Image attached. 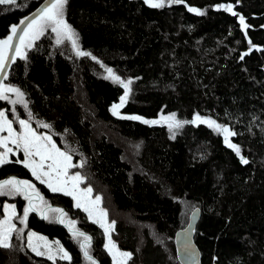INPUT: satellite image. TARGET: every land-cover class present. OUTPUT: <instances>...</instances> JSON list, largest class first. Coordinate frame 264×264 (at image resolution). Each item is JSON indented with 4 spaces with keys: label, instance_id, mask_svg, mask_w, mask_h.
Here are the masks:
<instances>
[{
    "label": "trees",
    "instance_id": "trees-1",
    "mask_svg": "<svg viewBox=\"0 0 264 264\" xmlns=\"http://www.w3.org/2000/svg\"><path fill=\"white\" fill-rule=\"evenodd\" d=\"M42 1L0 5V39ZM221 4H232L245 17L247 36L238 16L218 10ZM64 18L79 49L91 55L77 56L68 40L58 45L47 29L26 49V59H15L4 81L24 93L27 109L10 103L17 97L9 93L0 110L15 128L18 119L27 120L71 155L73 165L83 164L70 173H79L82 186L101 197L107 222H115L113 243L131 254L125 264H181L175 235L185 230L194 209L199 213L191 240L200 264H264V0L170 6L165 0L161 8L143 0H67ZM248 40L255 47L241 60ZM107 68L132 80L120 115L213 119L236 133L229 141L249 163H241L214 127L188 123L171 139L157 123L114 116L110 108L124 89L104 78ZM12 177L35 185L47 218L30 212L25 227L18 219L23 200L0 196V216L2 202L14 203L22 229L20 238L12 234L11 247L0 248V264H91L80 247L83 238L73 236L68 221L91 238L87 251L96 264H112L102 229L69 197L35 182L15 161L0 166V180ZM29 231L57 241L71 259L35 255L26 246Z\"/></svg>",
    "mask_w": 264,
    "mask_h": 264
},
{
    "label": "snow or ice",
    "instance_id": "snow-or-ice-1",
    "mask_svg": "<svg viewBox=\"0 0 264 264\" xmlns=\"http://www.w3.org/2000/svg\"><path fill=\"white\" fill-rule=\"evenodd\" d=\"M239 2V0H237ZM17 0H0V5H15ZM144 3L151 8H161L165 6V0H144ZM168 5L171 4H180L185 3V0H167ZM67 0H52V2L45 7L38 14H34L33 18L29 19L26 26L19 28L18 26L11 27V34L6 39H0V100H9V93L15 94L17 100H11L10 103L13 105L17 103H22L23 106L27 109V104L23 101L24 93L21 92L19 88L5 85L3 80L7 79V74L5 72L6 65L9 63L8 53L13 50V40H18L19 43L15 45L14 55L11 57V61L14 62L17 57L20 59H26V49L30 48L32 44L40 36L44 35L47 29H51V32L56 35V43L59 45L68 40L71 42L75 54L77 56H89L91 55L88 52L81 51L77 45V40L75 38L76 34L67 24L64 18L65 6ZM187 6V5H186ZM218 10L223 9L231 13L233 16H238L239 23L242 27V30L245 31L247 36V28L249 25L245 21L243 15L238 14L234 11L232 4H221L217 6ZM190 12H194L198 15H203L204 12L200 9L194 7H188ZM21 25H25V21L21 20ZM250 45L249 51H245L241 54L240 59L243 60L245 56L250 54V51L254 45H252L251 40H248ZM261 50V49H258ZM95 59V57H93ZM108 75L104 77L105 79H112L114 83L121 85L124 89L123 95L120 97V103L114 104L112 106L113 115L119 116L121 119H133V120H142L140 116H122L119 113V108H121L124 103L127 101V98L131 92L130 85L132 80L125 82L120 78V76L115 75L111 68L106 69ZM13 113L15 109L13 108ZM29 119L32 118L31 112L28 113ZM165 121L169 122L168 127L171 130L172 128H180L185 123H204L209 127H214L215 130L224 134V141L228 147L232 148L236 155L240 157L241 163L248 164L249 161L244 156L241 155V149L238 145L231 143L229 141L230 136L236 135L235 132L231 131L228 127L218 124L215 120L209 118H203L199 114H196L192 121H180L176 119V115L173 113L169 116L162 117ZM145 124H156V120H142ZM20 130L17 132L13 128V121L8 118V115L5 111H0V133L7 132V136L0 135V166L12 163L13 161L8 159V154L13 152V148L9 147V144L14 145L16 150L23 151V160H16V163H21L25 168H28L33 177L40 181L41 184L47 185V187L53 192H63L65 195H71L76 201V207L81 208L88 213L89 218L93 217L92 210L87 206V203H82V197L87 198L92 193V188L88 187L80 192V195H77L78 184L83 182V178L79 173H76L72 176H68V169L70 167L80 165H72L71 155L66 152L61 151L56 144L52 141L51 136H40L37 135L36 131L31 127L29 122L24 119H18ZM42 127H50L47 124H42ZM39 157V161L35 157ZM45 161H51V163L45 164ZM15 195H23L24 199L28 201V206L24 208L22 217H19V223L27 227V219L30 212H40L42 218H47L43 215V212L39 208V203L34 202H43V197L37 191L35 185L28 180L17 179L12 177L10 179L0 180V196H10L14 197ZM101 201L100 196H96L94 201L90 203L99 204ZM4 218L0 219V248H9L11 247V238L12 234L16 233L17 238H20L22 235V229L17 228L16 223L13 221L17 219L16 206L14 204H4ZM55 212H58L63 217L66 215L61 209H54ZM101 214L106 216L107 213L101 210ZM60 222H63L61 220ZM93 222H99L94 220ZM115 222L113 221L109 228L114 227ZM69 230L73 232L74 237H82L83 242L80 244L81 249L84 251L85 257L91 262V264H96L95 260L89 255L87 249L90 246L91 238L85 235L83 232L75 230V224L73 221H68ZM101 227H105L101 223ZM109 228H105L106 235L108 234ZM38 240H44L43 237H37L36 233H28V246L33 252L38 256L47 255L49 260H55V254L52 253L51 247L48 246L46 251H41L38 245H33V238ZM109 253L113 255L114 264H121V261L117 258V254L113 252L115 249V244L112 243L109 236V242L105 245ZM57 254H62L63 259L70 260L68 252L63 248L58 249ZM119 257L125 259H130L131 254L127 252H118Z\"/></svg>",
    "mask_w": 264,
    "mask_h": 264
},
{
    "label": "rangeland",
    "instance_id": "rangeland-1",
    "mask_svg": "<svg viewBox=\"0 0 264 264\" xmlns=\"http://www.w3.org/2000/svg\"><path fill=\"white\" fill-rule=\"evenodd\" d=\"M143 1H144V0H143ZM187 9H188V7H187ZM192 13H194V12H192ZM55 36H56V35H55ZM107 75H108V73H106V76H107ZM109 79H110V78H109ZM110 80H112V79H110ZM119 103H120V100H119V102H118L117 104H119ZM112 106H113V105H112ZM112 106H111V108H110V111H111V113L113 114V112H112ZM122 107H123V106H122ZM122 107H121V108H122ZM121 108H119V110H118L119 113H120ZM0 111H4V110H0ZM169 115H171V114H162V113H159L158 116H157V118H155L154 120L158 121V123H157L158 125H160V126H164V127L166 128V130L168 131V136H169V138L173 139L177 134H179V133L181 132L182 128H183L185 125H187L188 123L183 124V126L180 127V128H172V129L170 130L169 127H168V123H169V122H167V121H165L164 119H162V117H166V116H169ZM114 116H117V115H114ZM176 119H177V117H176ZM177 120H179V119H177ZM180 121H181V120H180ZM197 123H199V122H197ZM16 124H17V128H15L14 124H13V128L18 132V131L20 130V126H19L18 121L16 122ZM201 124H204V123H201ZM204 125H207V124H204ZM36 133H37V132H36ZM0 135L7 136L8 133H7V132H4V133H0ZM37 135H40V136H48L47 133H46V134H45V133H37ZM9 147H12V148H13V152H14L15 154L9 153V154H8V159H10V160H12V161H13V160H14V161H16V160H23L24 156H23V151H22V150H16L15 147H14V145H12V144H9ZM0 151H3V149H0ZM35 159H36L37 161H39V157H38V156L35 157ZM14 161H13V162H14ZM48 163H51V161H45V164H46V165H47ZM18 164L21 165V166H23V164H21V163H18ZM71 164L73 165L72 160H71ZM23 167H24V166H23ZM71 168H72V167H70V168L68 169V176H69V177L72 176V175H74L73 173H70V169H71ZM26 170H28L29 173H30V175L33 177L31 171H30L28 168H26ZM33 178H34L35 182H39V183H40V181L37 180L35 177H33ZM43 185H44L49 191H51V190L47 187V185H45V184H43ZM78 189L80 190L79 192H77V195L79 196V195H80V192H82V191H83L84 189H86V188L82 186V182H81V183L78 184ZM51 192H53V191H51ZM54 193H60V194L65 195L63 192H54ZM15 196L20 197V199L23 200V204H24L25 207L28 206V201L24 199L23 195H15ZM65 196L69 197V198L72 200L73 205L76 207V201L73 199V197H72L71 195H65ZM94 200H95V196L92 195V193H91L87 198H83V197H82V203H87V206L92 210L93 217H92L91 219L89 218L88 213L85 212V211L83 210V207L78 208V209H80L82 212H84V214L86 215L87 219H89L92 223L96 224L97 226H99V227L102 229V231H103V233H104V238H105V241H104V247H105V245L108 244V242H109V236L111 235V232H112L113 228H112V227L109 228V225H111V224H109V223L107 222V219L105 218L106 216H103V215L101 214V210H103V208H102L101 205H100L101 202H99V204H93V203H90L91 201H94ZM37 203H39V208H40V209H42L45 205H47L45 202H38V201H37ZM4 204H14V203H9V202H7V201L2 202V204H1V212H2V215L0 216V219H3V218H4V210H3V205H4ZM14 205H15V204H14ZM15 206H16V205H15ZM76 208H77V207H76ZM103 212H104V210H103ZM16 214L18 215V211H17V209H16ZM94 220L99 221V222H93ZM13 222L16 223V220H14ZM101 223H103V224L105 225V227H101ZM105 228H109V231H108V234H107V235H106V233H105ZM29 232H33V231H29ZM29 232H28V233H29ZM28 233H26V234H27V235H26V246L28 247V249H29L32 253H34V254L36 255V253L33 252V251L31 250V248L28 246ZM33 233H35V232H33ZM36 235H37V237H43L44 240H38V239H36V238L34 237L33 240H32L33 245H38L41 251H46V250H47V247L50 246V247H51V250H52V253L55 254V260H54V261H57V260H60V261H69V260H67V259H63V258H61V257H62V254H57V253H58V249H59V248H62L61 245H60L57 241L49 240L48 238H46V237H44V236H42V235H40V234H37V233H36ZM110 238H111V237H110ZM111 241H112V239H111ZM112 243H113V241H112ZM113 244H114V243H113ZM105 250H106L107 253L109 254L108 256H110L112 264H114V261H113V255L109 253V251H108V249H107L106 247H105ZM113 252L117 254V258L121 261V264H125V263H126V261H127L128 259H125V258H123V257H119V256H118V252H125V251H121V250H119V249L116 247V245H115V249L113 250ZM37 256H38V255H37ZM38 257H39V256H38ZM40 257L47 258V255H42V256H40ZM51 261L54 262L53 260H51Z\"/></svg>",
    "mask_w": 264,
    "mask_h": 264
},
{
    "label": "water",
    "instance_id": "water-1",
    "mask_svg": "<svg viewBox=\"0 0 264 264\" xmlns=\"http://www.w3.org/2000/svg\"><path fill=\"white\" fill-rule=\"evenodd\" d=\"M51 2L52 0H43L34 11H32L30 14H28L26 17L22 19L25 21V25H21L20 24L21 21H20L16 26H18L19 28L25 27L28 20L33 18L34 14H38L45 7H47ZM18 43H19L18 40H13L12 42L13 50L8 53L9 63L6 65V68H5L6 74L8 73L13 63L11 61V57L15 54L14 48H15V45ZM4 81L5 80H3V83ZM221 135L223 136V139H224V134L221 133ZM6 179H10V178H6ZM198 213H199L198 209H194L189 215L188 224L185 230L181 232H177L175 235V246H176L177 258L181 264H200V261H201L200 253L196 245L194 244L193 240H191L193 237L194 226L196 225L197 220H198ZM41 219H42V215H41Z\"/></svg>",
    "mask_w": 264,
    "mask_h": 264
},
{
    "label": "flooded vegetation",
    "instance_id": "flooded-vegetation-1",
    "mask_svg": "<svg viewBox=\"0 0 264 264\" xmlns=\"http://www.w3.org/2000/svg\"><path fill=\"white\" fill-rule=\"evenodd\" d=\"M36 189H37V188H36ZM37 191H38V189H37ZM34 202H36V201H35V198H34ZM36 203H37V202H36Z\"/></svg>",
    "mask_w": 264,
    "mask_h": 264
}]
</instances>
